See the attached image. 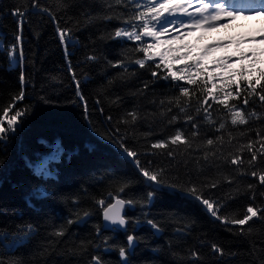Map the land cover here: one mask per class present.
<instances>
[{
    "label": "trees",
    "instance_id": "1",
    "mask_svg": "<svg viewBox=\"0 0 264 264\" xmlns=\"http://www.w3.org/2000/svg\"><path fill=\"white\" fill-rule=\"evenodd\" d=\"M33 4L34 0H0V116L20 94L21 73L26 81L25 97L9 116L17 109H25L26 115L19 118L22 123L16 132L0 141V234L6 235L0 241V261L91 264V257L99 255L103 264H124L119 247H127L126 237L131 234L136 243L129 249V264H264V219L254 217L244 226L225 225L198 201L166 187L157 190L149 203L147 194L152 188L119 147L122 142L137 152L142 166L164 169L167 182L195 185L204 197L224 206L218 214L243 218L250 205L264 211V184L251 175L252 171L264 174V155L258 152L250 165L252 152L246 147L252 142V151L259 150L257 132L264 136V102L259 95H250L247 82H239V98L228 103L241 109L248 123L232 125L228 109L214 102L207 90L215 83L213 96L222 98L224 92L235 91L236 84L220 91L218 79L203 83L207 73L194 77L195 84L170 76L163 79L168 69L160 63L158 47L151 50L155 58L145 68L134 62L144 58L136 49L154 43L153 39L114 38L118 28L129 27L124 20L137 11L133 5L113 3L109 8L106 0H35ZM17 8L24 13L22 18L13 15ZM105 15L113 19H103ZM58 28L69 33L71 43L61 42ZM13 46L17 58L22 49L21 62L10 56ZM249 49L260 50L245 44L239 52L251 55ZM169 53L161 54L173 71L192 64L191 60H174ZM89 56L96 59L89 60ZM219 60L205 56L201 63L219 77ZM231 60L237 62L238 56ZM120 61L124 67L112 66ZM73 74L83 100L77 95ZM262 86L264 81L256 89L258 94H264ZM181 87L189 89L188 97L182 95ZM205 98L207 103L201 104ZM244 98H248L247 105ZM130 112L136 114L135 121ZM221 123L223 129H219ZM177 131L191 147L179 142H169L162 149L151 147L169 141ZM208 139L213 145H207ZM57 143L64 153L49 165L53 175L36 176L29 165L51 155V146ZM234 157L242 163L232 164ZM37 186L51 195L35 199L31 193ZM114 197L136 201L125 205L126 230L103 227V210L96 201L108 203ZM85 211L88 217L83 216ZM70 219L72 224H68ZM147 219L157 222L162 231L153 230ZM29 226L32 230L22 243L7 247L14 238L23 237ZM61 228L64 235L55 236ZM212 244L219 245L224 254L213 252Z\"/></svg>",
    "mask_w": 264,
    "mask_h": 264
},
{
    "label": "snow or ice",
    "instance_id": "2",
    "mask_svg": "<svg viewBox=\"0 0 264 264\" xmlns=\"http://www.w3.org/2000/svg\"><path fill=\"white\" fill-rule=\"evenodd\" d=\"M107 6L109 8L112 7V4H124L125 7L128 5H133L137 11L132 13V15L124 20L126 25L129 27H120L115 31L114 38L119 37H126L128 40L134 41H142L143 37H151L154 43L150 44H141V46L136 49L139 52L144 53L143 59H136L134 62L139 65L140 68L146 67V62L154 60L155 54L152 49L156 48L160 44V37L164 36L168 31L169 28H172L178 31L180 28H184L185 31L184 35H191L192 32L200 29H204L206 31H214L220 27H228V23L235 21L238 17L244 15L241 11H236L234 8V4L232 0H147L145 3L144 0H106ZM198 3L199 7L195 8L194 11H189L190 8L193 7L194 4ZM35 0L33 7H35ZM248 6L252 9L251 15L258 16L260 18H264V0H250ZM44 11H48L47 9H43ZM179 14V15H178ZM13 15L18 17H23L24 13L20 12L19 8H17ZM51 15V13H49ZM179 16H187L189 19L187 21L179 20ZM170 17H177V19H170ZM54 18V17H53ZM123 19V17H118ZM247 19V16H244ZM103 19L111 20L113 17L111 15H105ZM135 21L136 23H134ZM179 21V22H178ZM221 21H227L228 23H221ZM22 23V20L19 21ZM139 29V31H137ZM59 33V38L62 43H71V39L69 33L65 30L57 29ZM261 39L256 40L253 37L252 40L247 41L248 43H258L264 45V29L260 30L259 33ZM180 37L179 35L174 37V40H178ZM19 36L17 40L19 41ZM171 43L172 41H168ZM185 48L190 49L184 55L175 56L172 59L178 61H185L191 60L192 64L188 65L184 70H177L173 71L171 68V62L167 59V57L163 54L160 55V63L164 64V67L168 69L167 76L163 77V79H167L169 76L173 80H185L188 84H195L196 80L194 77H202L205 73L208 74L207 79L203 80V83L207 85L209 82L213 80H219L222 82V87L220 91H223L224 88H230L232 84H236L235 91H227L224 92L223 97L220 98L219 96H213V90L216 89V84H212V88L208 89V96L212 97L213 101L223 105L224 108L228 109L229 113L231 114V123L232 125L237 124H247L248 118L244 115V112L241 109H238L236 105H229L228 101L231 99L239 98L240 96V81H246L247 87L251 89L250 95H259V99L261 102H264V94H258L256 89L258 86H261V82L264 81V67H260L259 65L264 64V49H260L259 52L255 49H249L251 55L246 52H238L235 55L238 56V61L232 64H229V61L232 59V56H228L226 59H222L216 61L217 69L221 70V75L216 77L213 75L212 72L208 71V68L201 63L203 58L208 55L210 49H205L203 51V55H196L195 50L191 48L189 45H184ZM216 47H219L217 45ZM169 52L177 51L179 52L180 49H169ZM16 48L13 46L12 51L10 52V56L13 57L14 60L17 62H21L23 60V51L21 49L19 57L15 56ZM89 60H95V56H89ZM160 63H156L155 67L160 68ZM113 67H124L123 61L114 63ZM71 68V66H69ZM194 69V71H193ZM125 71L127 69L125 68ZM152 75L155 77L157 76V72L153 71ZM227 77V78H225ZM73 80L76 81L75 74H73ZM255 80V83H253ZM26 84L25 78L23 73H21V91L18 96L13 97V102L3 110V115L0 116V141L6 140L8 138L9 132H16L17 126L22 123L19 119L26 115L25 109H17L11 116L9 113L15 107L17 101L23 100L25 97L24 86ZM77 87V95H80L79 92V81H76ZM264 87V86H262ZM183 96H189V89L181 87L180 89ZM80 98L83 100L84 97L80 95ZM201 104L207 103V98L203 101H200ZM249 103L248 98H244L243 104L247 105ZM177 106H179V102H177ZM87 110V109H86ZM181 112H184L185 109L183 107L180 108ZM199 111V109H197ZM207 111V109H205ZM129 116L132 117V120H136V114L134 112L128 113ZM249 115L254 116L255 113H250ZM258 118V117H257ZM111 120V117H108ZM176 117H173L175 120ZM193 118L191 116L188 117V120L191 121ZM127 123V121H123ZM6 123V127H5ZM195 128L196 125L193 124ZM225 127L224 123L219 125V129H223ZM218 129V130H219ZM196 133H193L195 136ZM257 136L259 139L255 142L256 144L260 145V149L257 151H252L255 145L252 142H249L246 147L249 151L252 152L251 159L248 161L250 165L254 161L257 160V153L259 152L260 155H264V136L257 132ZM171 143L172 145H176L178 142L185 144L187 147H191V143L187 141L184 137L183 133L177 131L176 134L169 138V141H158L151 145L154 149H162L167 146V143ZM214 141L212 139L207 140V145H213ZM119 147L123 150V154L126 155L128 158H132L133 163L135 164L136 168L139 170L140 175L144 178V181L149 184L152 188L151 191L147 194L148 202L150 203L156 194V191L162 188H168L173 191H177L183 195H186L189 198H192L198 201L201 205H203L204 209L207 213H210L212 217L219 220L221 223L228 225H240L244 226L248 224L249 221L253 220L254 217L259 219H264V211H261L258 208L253 206H247L246 214L243 218H235L232 215L225 216L220 213V209L224 207L221 204H218L216 201H211L209 198H206L202 195V193L197 189L195 185L189 187L187 185H181L176 182L169 183L165 180V172L164 169L153 170L148 166H142L140 159L138 158V153L129 149L125 144L122 142L119 143ZM64 149L63 147L57 143L51 146V155L44 157L33 167L34 174L38 177L47 179L48 177L52 176L53 173L49 171V165L54 162L58 161L60 157L63 155ZM168 155H172L171 152ZM206 158V157H205ZM232 164L242 163L239 157H234L231 160ZM149 164L151 162L149 161ZM251 175L253 177L258 176L260 184H264V174H259L257 171H252ZM128 185H123L119 191L123 192ZM215 187V184L211 185ZM252 185H249L251 188ZM264 194V193H262ZM51 193L47 192L45 188L37 186L31 193V196L35 199L39 200L44 197L50 196ZM109 195H112L111 193ZM254 198V197H253ZM115 203L108 202L106 203L104 199L97 200L96 203L102 208L103 210V219L107 222V226H118V229H125L129 223L128 219L123 215V210L125 205H135L136 201L134 200H124L122 198L114 197ZM75 202V201H74ZM90 215L89 212L85 211L83 213L84 217H88ZM73 220H68V224H72ZM147 224L151 226L153 230L156 232H161L162 228L160 225L155 222L153 219H147ZM31 226H29L28 231L25 232L23 237H17L12 240L10 244L7 245L9 248H14L17 244L22 243L25 238L31 232ZM113 231H116L117 228H113ZM180 231V229H177ZM248 231H251V227H249ZM100 229H97V235H99ZM55 236L62 237L64 235V229L61 228L54 233ZM6 239L5 234H0V241ZM127 247L121 246L119 247V257L120 260L124 262V264H129V249H133L136 243V237L134 235H127ZM107 243V240H105ZM99 247V246H97ZM211 248L213 252L219 253L221 255L224 254L223 249L217 245L212 244ZM193 256L197 254L195 252L192 253ZM0 264H3L0 261ZM91 264H103L99 255H93L91 257Z\"/></svg>",
    "mask_w": 264,
    "mask_h": 264
},
{
    "label": "rangeland",
    "instance_id": "3",
    "mask_svg": "<svg viewBox=\"0 0 264 264\" xmlns=\"http://www.w3.org/2000/svg\"><path fill=\"white\" fill-rule=\"evenodd\" d=\"M232 3L234 4L235 10L243 12L244 15L230 23L221 21L222 24L228 23V27H220L210 32L200 29L187 36L184 35L185 31H187L184 28H180L178 31L169 28V31L164 36L160 37L158 53L161 55L163 51H168L171 48L173 50L180 49V51H172L169 53L170 56L175 57L184 55L190 50L185 48L184 45H189L195 50L196 55H203L205 49H210L206 57L213 56L214 58L226 59L228 56H233L235 53H238L245 44H249L250 47L255 46L258 49H264V45L262 44L247 42L252 40L253 37H255L256 40L261 39L259 33L261 29H264V18L258 16L255 18L256 16L250 14L252 12V9L248 6L250 0H232ZM197 7H199L198 3L194 4L189 11H194ZM244 16L248 18L245 19ZM170 19H177V17H170ZM188 19L187 16H179V20L187 21ZM178 35L180 38L174 40L173 38ZM168 41L172 42L169 43ZM217 45H219V47H216ZM230 62L232 63L233 60Z\"/></svg>",
    "mask_w": 264,
    "mask_h": 264
},
{
    "label": "water",
    "instance_id": "4",
    "mask_svg": "<svg viewBox=\"0 0 264 264\" xmlns=\"http://www.w3.org/2000/svg\"><path fill=\"white\" fill-rule=\"evenodd\" d=\"M110 202H111V203H115V199L111 200ZM124 214H125V208H124V210H123V215H124ZM102 223H103V227H104V229H110V228H117V229H118V226H111V227L107 226V222L104 221V219H103V211H102Z\"/></svg>",
    "mask_w": 264,
    "mask_h": 264
},
{
    "label": "bare ground",
    "instance_id": "5",
    "mask_svg": "<svg viewBox=\"0 0 264 264\" xmlns=\"http://www.w3.org/2000/svg\"><path fill=\"white\" fill-rule=\"evenodd\" d=\"M255 18H257V16Z\"/></svg>",
    "mask_w": 264,
    "mask_h": 264
}]
</instances>
